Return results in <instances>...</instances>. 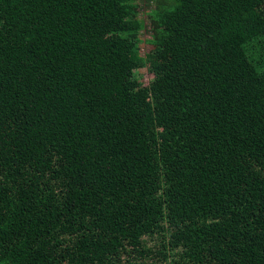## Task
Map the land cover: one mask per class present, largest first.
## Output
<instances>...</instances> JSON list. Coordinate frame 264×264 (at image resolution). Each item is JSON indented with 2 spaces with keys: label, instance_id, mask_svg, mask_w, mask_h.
<instances>
[{
  "label": "trees",
  "instance_id": "1",
  "mask_svg": "<svg viewBox=\"0 0 264 264\" xmlns=\"http://www.w3.org/2000/svg\"><path fill=\"white\" fill-rule=\"evenodd\" d=\"M0 264H264V0H0Z\"/></svg>",
  "mask_w": 264,
  "mask_h": 264
},
{
  "label": "rangeland",
  "instance_id": "2",
  "mask_svg": "<svg viewBox=\"0 0 264 264\" xmlns=\"http://www.w3.org/2000/svg\"><path fill=\"white\" fill-rule=\"evenodd\" d=\"M147 12H148V11L144 12L143 17L146 18V16H147ZM148 23H149V22H148ZM149 31H150V24H149L148 32H147V30H144V31L142 32V35H143L144 40H148V39H150V33H149ZM150 49H151L150 46H146V47L143 49V54L146 55V54L150 51ZM137 75H138L139 78H141V81H142V83H143L145 86H150L151 83H152L153 80H154V75H153L148 69H142V70H139V71L137 72Z\"/></svg>",
  "mask_w": 264,
  "mask_h": 264
}]
</instances>
